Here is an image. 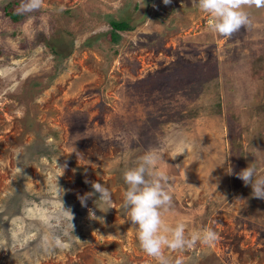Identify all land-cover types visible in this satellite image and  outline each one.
Masks as SVG:
<instances>
[{
  "label": "rangeland",
  "instance_id": "rangeland-1",
  "mask_svg": "<svg viewBox=\"0 0 264 264\" xmlns=\"http://www.w3.org/2000/svg\"><path fill=\"white\" fill-rule=\"evenodd\" d=\"M9 2L21 0H0V264H156L122 207L123 173L152 150L170 178L164 222L219 235L166 250L173 264H264V199L238 178L264 176V8L227 39L198 0H44L18 23ZM108 19L133 25L116 45Z\"/></svg>",
  "mask_w": 264,
  "mask_h": 264
},
{
  "label": "clouds",
  "instance_id": "clouds-1",
  "mask_svg": "<svg viewBox=\"0 0 264 264\" xmlns=\"http://www.w3.org/2000/svg\"><path fill=\"white\" fill-rule=\"evenodd\" d=\"M43 2L44 0H21L17 13L25 15L39 11ZM162 2L168 5L171 0ZM198 7L210 16L208 27L218 36L230 39L242 28L250 27L247 9L264 8V0H198ZM58 11H64L63 7ZM161 163L165 162L155 150L148 151L139 158L135 167L123 173L127 188L123 194L122 207L127 211L131 224L136 226L141 250L152 257L156 264H173L171 256L165 255L166 250L169 253L182 252L197 243L211 246L219 239V235L211 228L187 235L184 223L171 227L164 222L163 213L171 209L173 197L167 191L170 179L168 174L162 169L158 170ZM238 178L245 185L251 186L254 197L264 199V176H256L254 168L246 167L238 174ZM92 187L99 193L100 211L106 212L112 208L108 189L99 183H93ZM68 214L71 217L69 212ZM92 218L97 219L94 213ZM175 264L182 262L176 260Z\"/></svg>",
  "mask_w": 264,
  "mask_h": 264
},
{
  "label": "trees",
  "instance_id": "trees-1",
  "mask_svg": "<svg viewBox=\"0 0 264 264\" xmlns=\"http://www.w3.org/2000/svg\"><path fill=\"white\" fill-rule=\"evenodd\" d=\"M14 4H17V2H14ZM13 5L9 2L3 9L5 11V15L9 18L11 23H18L27 15L18 14L17 11L13 9ZM107 24L109 26V31L106 32V35L109 37V41L113 45H116L119 42L120 36L118 33L133 29V25L127 21L108 19ZM85 45H88V43H85ZM52 52L53 54L56 53L54 50Z\"/></svg>",
  "mask_w": 264,
  "mask_h": 264
}]
</instances>
